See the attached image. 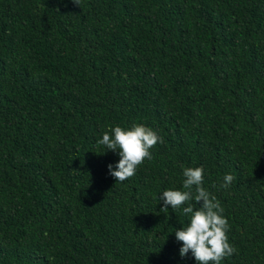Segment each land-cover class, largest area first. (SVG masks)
Listing matches in <instances>:
<instances>
[{"label": "trees", "instance_id": "obj_1", "mask_svg": "<svg viewBox=\"0 0 264 264\" xmlns=\"http://www.w3.org/2000/svg\"><path fill=\"white\" fill-rule=\"evenodd\" d=\"M133 124L162 142L121 183L97 141ZM187 167L221 264H264V0H0V264H197L158 199Z\"/></svg>", "mask_w": 264, "mask_h": 264}, {"label": "clouds", "instance_id": "obj_2", "mask_svg": "<svg viewBox=\"0 0 264 264\" xmlns=\"http://www.w3.org/2000/svg\"><path fill=\"white\" fill-rule=\"evenodd\" d=\"M73 2L79 5V0ZM158 142H162V138L154 130L133 124L130 128L115 126L105 131L97 144L103 145L106 151L118 153V163L115 166L109 164L108 169L110 175L122 183L133 177L145 160L151 159V149ZM183 176L184 191L166 189L158 196L163 202L161 210H168L171 206L173 210L182 209L183 214L189 217V223L175 231L177 241L182 242L179 254L183 258L191 252L197 264H221L236 251L228 241L230 226L223 215L224 209L203 186V167L184 168ZM234 179L231 174L224 175L221 187L227 189ZM193 201L202 202V206L196 209Z\"/></svg>", "mask_w": 264, "mask_h": 264}]
</instances>
